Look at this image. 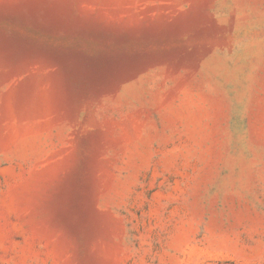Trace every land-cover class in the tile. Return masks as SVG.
<instances>
[{
  "label": "rangeland",
  "instance_id": "rangeland-1",
  "mask_svg": "<svg viewBox=\"0 0 264 264\" xmlns=\"http://www.w3.org/2000/svg\"><path fill=\"white\" fill-rule=\"evenodd\" d=\"M0 264H264V0H0Z\"/></svg>",
  "mask_w": 264,
  "mask_h": 264
}]
</instances>
